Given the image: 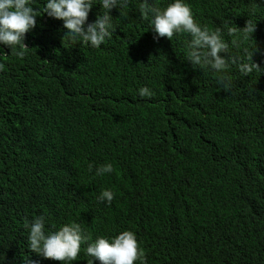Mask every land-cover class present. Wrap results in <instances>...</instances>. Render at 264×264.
Here are the masks:
<instances>
[{"label":"trees","instance_id":"16d2710c","mask_svg":"<svg viewBox=\"0 0 264 264\" xmlns=\"http://www.w3.org/2000/svg\"><path fill=\"white\" fill-rule=\"evenodd\" d=\"M141 2L110 11L117 27L98 48L44 13L23 57L0 45V264H62L27 247L23 224L40 214L76 220L92 238L131 230L146 264H264V71L231 65L222 88L184 59V34L153 40ZM187 2L209 29L255 19L264 50V0ZM141 86L152 95L140 98ZM90 162L113 172L97 177ZM102 188L110 204L96 200ZM83 248L70 264H87Z\"/></svg>","mask_w":264,"mask_h":264},{"label":"clouds","instance_id":"9594fccd","mask_svg":"<svg viewBox=\"0 0 264 264\" xmlns=\"http://www.w3.org/2000/svg\"><path fill=\"white\" fill-rule=\"evenodd\" d=\"M129 3L130 0H42V6L37 9L33 7L37 0H0V45L9 48L17 57H23L29 49L24 43L25 33L36 25V17L44 13L62 21L64 37L70 41L98 48L112 37L117 27L110 11L117 9L119 16L123 17L127 14ZM95 4L99 5V12L89 22L88 12ZM139 9L148 21L153 40L165 37L171 41L174 36L184 34V59L193 68L213 72L222 88L231 87L232 82L227 74L231 65L236 66L241 76L264 71V67L252 59L254 53L264 56V50L255 48L251 38L255 19H248L242 28L231 23L209 29L194 19L187 0H162L160 6L153 0H142ZM256 14L257 10L253 8L251 15L255 17ZM244 41L250 43L240 47ZM230 46L233 49L240 47V54H233ZM0 55H3V49H0ZM3 67L0 64V69ZM137 95L145 98L150 97L152 92L147 86H141L137 89ZM87 167L97 177L113 172L110 162L98 165L90 162ZM113 198L114 193L108 188H102L96 196L98 202L105 204H110ZM23 228L27 233L28 249L62 264L76 260L82 245L88 258L87 264H93V259L100 264H146L144 253L131 230L92 238L76 220L57 226L43 214L26 220ZM21 261L22 264H38L27 256H22Z\"/></svg>","mask_w":264,"mask_h":264}]
</instances>
